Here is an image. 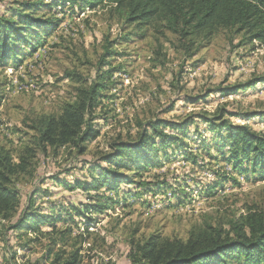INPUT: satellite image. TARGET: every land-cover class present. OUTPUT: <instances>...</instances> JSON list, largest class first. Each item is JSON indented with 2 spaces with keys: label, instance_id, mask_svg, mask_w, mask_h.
Listing matches in <instances>:
<instances>
[{
  "label": "rangeland",
  "instance_id": "obj_1",
  "mask_svg": "<svg viewBox=\"0 0 264 264\" xmlns=\"http://www.w3.org/2000/svg\"><path fill=\"white\" fill-rule=\"evenodd\" d=\"M53 2L0 0V17L15 18L20 10L41 21L25 33L16 57L0 63V146L16 161L33 140L36 120L58 115L77 89L93 84L99 90L90 121L97 135L83 154L66 146L36 156L32 173L16 183L17 215L0 217V264H60L55 254L62 261L76 256L78 264H131L135 242L227 231L249 210L264 216V180L243 157L242 165L232 159L205 121L264 134V82L255 80L264 73L261 45L221 31L188 56L176 36L125 21L111 0L95 8ZM157 119L188 120L182 144L162 147L154 137L151 161L115 168L119 183L111 190L85 191L98 167L113 169L102 159L111 146H136ZM27 198L32 213L56 221L38 231L10 229ZM53 226L71 233L60 240Z\"/></svg>",
  "mask_w": 264,
  "mask_h": 264
},
{
  "label": "trees",
  "instance_id": "obj_2",
  "mask_svg": "<svg viewBox=\"0 0 264 264\" xmlns=\"http://www.w3.org/2000/svg\"><path fill=\"white\" fill-rule=\"evenodd\" d=\"M42 1V0H40ZM104 0H54L51 5L87 4L95 8ZM125 21L135 25H147L156 35L165 32L176 36L184 53L188 56L192 49L209 43L219 32H232L240 35L245 42H258L264 49V0H111ZM41 3V2H38ZM42 5V4H41ZM43 6H48L43 4ZM28 7V6H25ZM17 11V16L6 19L0 17V63L14 59L16 49L27 43L26 32L31 34L34 26L41 21ZM21 22V24H20ZM255 80L264 82V73ZM97 85L77 89L73 102L65 103L56 116L41 117L36 120L32 131L33 140L23 147L16 161L10 151L0 146V217L12 220L20 207L16 183L32 173L33 163L39 153L62 147H74L80 154L86 151V143L96 137L91 126V112L95 108ZM264 117V112H263ZM212 132L224 141L230 156L242 165V157L248 161L250 171L264 180V134L255 132L248 126L233 125L225 120L206 119ZM218 121V122H217ZM139 136V144L131 146L118 141L111 146V153L103 156V162L112 170L99 168L98 179L85 184V191L105 186L111 190L119 183L115 168L142 167L143 161L150 160L153 141L156 137L159 146L182 144L187 134L188 120L180 122L157 119L149 122ZM164 129L171 135L165 134ZM224 133V134H223ZM225 135V136H224ZM81 186V184H80ZM32 199L27 198L25 210L18 216L10 229L37 230L41 223L56 220L32 213ZM97 209L96 211H99ZM52 232L61 235L60 240L71 231ZM42 233V232H41ZM59 239L51 240L56 244ZM55 263L78 264V258L62 261L55 254ZM131 264H264V216L262 212L249 210L241 221L231 224L230 229L200 231L191 233L186 240H147L132 244Z\"/></svg>",
  "mask_w": 264,
  "mask_h": 264
}]
</instances>
